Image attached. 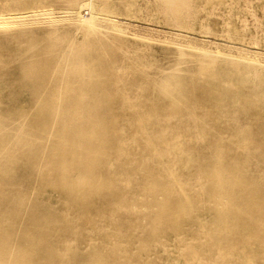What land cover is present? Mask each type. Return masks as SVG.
<instances>
[{
  "label": "rangeland",
  "instance_id": "obj_1",
  "mask_svg": "<svg viewBox=\"0 0 264 264\" xmlns=\"http://www.w3.org/2000/svg\"><path fill=\"white\" fill-rule=\"evenodd\" d=\"M0 264H264V0H0Z\"/></svg>",
  "mask_w": 264,
  "mask_h": 264
}]
</instances>
